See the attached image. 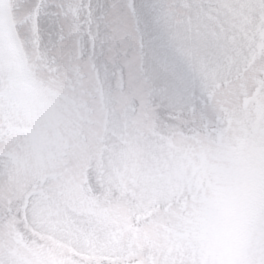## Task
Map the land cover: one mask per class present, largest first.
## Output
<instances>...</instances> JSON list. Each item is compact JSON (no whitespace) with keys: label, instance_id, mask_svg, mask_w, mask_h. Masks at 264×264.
<instances>
[{"label":"snow or ice","instance_id":"1","mask_svg":"<svg viewBox=\"0 0 264 264\" xmlns=\"http://www.w3.org/2000/svg\"><path fill=\"white\" fill-rule=\"evenodd\" d=\"M0 264H264V0H0Z\"/></svg>","mask_w":264,"mask_h":264}]
</instances>
